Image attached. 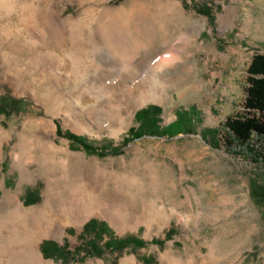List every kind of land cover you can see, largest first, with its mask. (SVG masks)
<instances>
[{
    "label": "rangeland",
    "instance_id": "rangeland-1",
    "mask_svg": "<svg viewBox=\"0 0 264 264\" xmlns=\"http://www.w3.org/2000/svg\"><path fill=\"white\" fill-rule=\"evenodd\" d=\"M256 52L264 0H0V264H264L261 139L221 135Z\"/></svg>",
    "mask_w": 264,
    "mask_h": 264
},
{
    "label": "trees",
    "instance_id": "trees-1",
    "mask_svg": "<svg viewBox=\"0 0 264 264\" xmlns=\"http://www.w3.org/2000/svg\"><path fill=\"white\" fill-rule=\"evenodd\" d=\"M200 11L210 14L209 10H207V8L204 6L200 8ZM247 71L248 83L246 86V95L244 99V110L238 114L227 116L221 127L223 132L220 131L218 126L205 128V131L209 135L213 134L214 136H217L219 132H222V138L228 146H232L235 141L248 145V143L252 141L254 137L260 138L262 145L260 150L257 151V156H259L257 158L264 161V52H256L252 55L247 67ZM22 99L23 98L14 96L10 93L0 94V114L5 112L10 113L11 111H19L22 106ZM160 109L161 107L157 104H149L146 107L140 108L136 112V118L142 122L146 121L149 124H156L158 120L156 117L159 114ZM188 113H191L192 115L188 116ZM193 115H196L195 104L190 106V110H184L179 114L180 118L186 120H190ZM136 131L137 129H135L134 126L130 128L131 133H136ZM68 135L81 140L88 147H94L81 135H77L73 132H69ZM255 160L259 161L258 159ZM252 188L253 193L258 201H262V204H264V182L252 180ZM96 222L97 221L95 218H90L84 224V231L92 232ZM103 231L104 230H96L95 232L99 237ZM95 240L96 238H90V240H88V242L92 247L94 246V248L97 247ZM122 240L127 242L135 241L138 243H143L142 239L135 235H130L126 239ZM48 243L49 242L47 241L44 242V249L48 248ZM50 244L55 246L56 251H62V249L65 250L67 248V243L58 245L56 241H51ZM76 248L78 250L85 249V252L90 253L100 252L98 248L93 249V251L90 249L88 250L86 244L82 246L78 245ZM57 254L61 253L57 252Z\"/></svg>",
    "mask_w": 264,
    "mask_h": 264
},
{
    "label": "bare ground",
    "instance_id": "bare-ground-1",
    "mask_svg": "<svg viewBox=\"0 0 264 264\" xmlns=\"http://www.w3.org/2000/svg\"><path fill=\"white\" fill-rule=\"evenodd\" d=\"M112 204H113V202H112ZM88 211H90V213H91L92 210H88Z\"/></svg>",
    "mask_w": 264,
    "mask_h": 264
}]
</instances>
